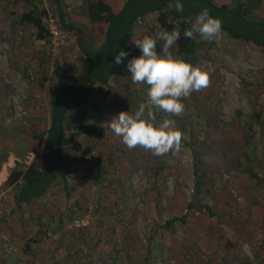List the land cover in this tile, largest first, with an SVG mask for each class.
<instances>
[{"label":"rangeland","instance_id":"rangeland-1","mask_svg":"<svg viewBox=\"0 0 264 264\" xmlns=\"http://www.w3.org/2000/svg\"><path fill=\"white\" fill-rule=\"evenodd\" d=\"M62 1L65 20L83 30L81 40L99 46L107 23L89 20L88 0ZM105 1L118 12L123 4L129 12L138 10L130 0ZM137 1L140 8L161 2ZM212 1H250L245 19H264V0ZM35 3L47 10L44 22L61 31L42 46L43 56L35 50L34 29L17 23L24 1L0 0V231L15 247L8 254L0 248V264H264V183L247 171L264 178V50L223 31L212 41L198 35L203 46L190 62L208 71L210 86L183 101L181 116L154 110L157 124L173 120L183 133L178 152L158 157L130 150L108 125L147 101V85L121 76L94 81L78 112L93 126L77 137L85 153L64 146L66 182L58 176L41 196L19 201L20 181L5 180L43 147L54 61L65 73H78L84 57L73 31L59 24L54 5ZM180 3L194 15L206 8L203 0ZM131 29L130 44L139 56L132 40L159 31L156 12ZM72 130L63 128L66 136ZM91 167L99 181L79 185L76 178ZM182 215V221L166 224ZM80 217L87 225L70 226Z\"/></svg>","mask_w":264,"mask_h":264},{"label":"trees","instance_id":"trees-1","mask_svg":"<svg viewBox=\"0 0 264 264\" xmlns=\"http://www.w3.org/2000/svg\"><path fill=\"white\" fill-rule=\"evenodd\" d=\"M23 1L27 7L19 15L17 23L34 29L32 40L37 42L39 46V49L36 48L35 50L42 55L45 52L44 49L42 50V46L52 37L49 26L43 20L47 10L39 7L35 0ZM49 1L55 7L56 17L61 27L72 30L75 34L84 57H81V68L78 73L67 74L62 70L59 59L54 61L53 82L47 89L51 104L50 123L45 134L43 147L39 156L25 169L15 168L6 177L5 181L10 184L20 181L18 199L26 203L32 198L41 196L58 176L66 182L68 172L64 167L66 162L63 155L64 146L70 145L72 150L82 151V155L85 153L77 137L86 130H92L93 126L87 121L84 113L78 115V112L89 95L92 82L97 81L106 84L112 76L131 77L126 63L133 57H138L139 52L131 47L130 37L132 35L131 28L139 18L144 17L149 12H156L158 30L161 28L168 31L178 30L180 38L172 51L182 56L189 63L194 62L197 50L203 46V42L196 40L198 34L191 39L184 36V31L191 27L196 15L187 13L185 10L178 12L175 9H167L169 0H161L155 5L142 8H140L141 1L130 0V4L134 3L138 7V10L134 12H129L124 4L121 11L118 12L113 10L105 0H88L85 5V13L89 20L92 22L104 21L108 26L99 46L88 45L81 40L84 39L83 30L65 20L62 0ZM203 1L206 8L215 14V18L222 21L223 32L232 38L252 41L264 50V19L247 20L244 17L246 10L252 6L250 1H237L230 6L227 4L217 5L212 0ZM234 20L237 28H234ZM157 47L160 48V44H157ZM121 49L128 56L123 64L117 65L114 62V57ZM40 61L44 62V59L40 58ZM65 125L73 128L69 136L63 132ZM39 136L42 137V135ZM247 171L257 182L264 183V178L252 169L248 168ZM99 179L100 175L94 167H91L87 173L76 178V182L79 185H85L91 181L97 183ZM193 205L194 202L191 201L187 208L191 209ZM206 207L210 208L208 205ZM210 213L212 214V212ZM183 218L184 215L173 216L166 221V224L182 221Z\"/></svg>","mask_w":264,"mask_h":264},{"label":"clouds","instance_id":"clouds-1","mask_svg":"<svg viewBox=\"0 0 264 264\" xmlns=\"http://www.w3.org/2000/svg\"><path fill=\"white\" fill-rule=\"evenodd\" d=\"M166 7L183 11L180 0H169ZM221 31L222 21L204 8L195 16L191 27L184 31V36L191 39L198 34L203 40L212 41ZM179 38L178 30L161 28L154 35L145 34L132 40L141 54L128 60L126 67L134 84L147 85V101L140 103L134 112L121 111L108 122L111 131L130 150L139 147L158 157L178 152L183 133L175 127L173 120L164 119L157 124L154 110L181 116L185 110L183 101L193 92L210 86L207 70L194 66L172 51ZM158 42L162 45L160 52L157 51ZM127 56L121 49L114 57L115 64H123Z\"/></svg>","mask_w":264,"mask_h":264},{"label":"built area","instance_id":"built-area-1","mask_svg":"<svg viewBox=\"0 0 264 264\" xmlns=\"http://www.w3.org/2000/svg\"><path fill=\"white\" fill-rule=\"evenodd\" d=\"M49 29H50L53 39H56L59 36H61V31L58 29L56 25L50 24ZM87 223H88V220L86 217L74 218L72 225L70 226H73V228L78 229L79 227H83L87 225ZM0 248H2L7 254L15 250L14 245L10 243L8 238L1 231H0Z\"/></svg>","mask_w":264,"mask_h":264}]
</instances>
